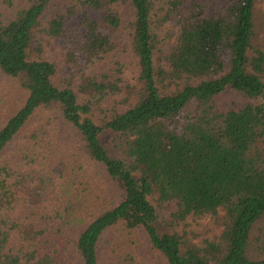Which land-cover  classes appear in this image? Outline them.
Instances as JSON below:
<instances>
[{
	"label": "trees",
	"instance_id": "trees-1",
	"mask_svg": "<svg viewBox=\"0 0 264 264\" xmlns=\"http://www.w3.org/2000/svg\"><path fill=\"white\" fill-rule=\"evenodd\" d=\"M3 1L0 71L25 97L0 122V264H103L111 230L143 231L166 264H264L261 0H68L49 17L54 0ZM124 6L131 69L109 59ZM49 110L117 197L83 187L51 119L14 146ZM208 216L213 238L180 230Z\"/></svg>",
	"mask_w": 264,
	"mask_h": 264
},
{
	"label": "rangeland",
	"instance_id": "rangeland-1",
	"mask_svg": "<svg viewBox=\"0 0 264 264\" xmlns=\"http://www.w3.org/2000/svg\"><path fill=\"white\" fill-rule=\"evenodd\" d=\"M0 3H4L0 0ZM68 0H54L50 8L47 11V17L59 12L64 13L66 10V4ZM257 9L264 13V0L259 1ZM123 13V22L120 29L115 33L114 42L116 48L110 53L109 59L113 56V60H119V63H126L131 69L130 60L128 56V37H127V21L130 18V12L127 6L121 8ZM46 52L48 56L55 60L58 67L61 69L63 66L62 58L60 56L61 49L59 45L54 43V40H50V46H47ZM133 68V66H132ZM64 71L68 70L63 68ZM124 72L128 75L130 72L126 68ZM25 97V92L17 84V82L5 75L0 71V122L6 116L10 115L17 107L21 104ZM264 101V100H263ZM244 101L239 97L231 94L220 98L222 105L231 107L233 103L241 105ZM54 111H39L36 115L28 122L25 129L22 131V135L19 137L15 147L21 145L25 137L32 133L33 129L37 128L42 122L51 119L50 124L56 129L58 137L57 141L63 142L65 145L61 151L71 154L70 156L65 155L64 160L70 162L72 168L76 170L80 180L85 181L86 184L83 187L89 189V191H101L103 197L108 201L112 198L117 197L115 186L111 185L104 177L103 171L96 166L93 162L83 156L80 147L75 143L74 138L68 132L64 131L61 126L55 125L53 122ZM104 145L108 148L109 152L113 154L112 145L110 143V134H106L102 137ZM16 150H10V154ZM9 154V155H10ZM8 155V156H9ZM185 228L181 227L180 230L185 229L187 236L193 241L200 242L204 238H213L219 234L221 227L214 217H204L201 219H190L187 221ZM157 228L160 231H166V227L163 226L162 222L157 223ZM124 232L111 230L106 233L103 239V264H166L165 260L153 249L150 248L149 241L145 233L141 230H137L132 234L124 235ZM131 258L133 263L127 260Z\"/></svg>",
	"mask_w": 264,
	"mask_h": 264
}]
</instances>
